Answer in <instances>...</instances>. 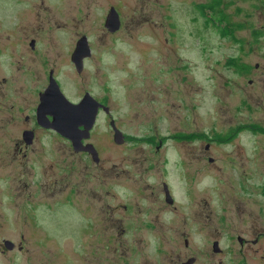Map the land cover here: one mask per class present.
Instances as JSON below:
<instances>
[{
  "label": "rangeland",
  "instance_id": "obj_1",
  "mask_svg": "<svg viewBox=\"0 0 264 264\" xmlns=\"http://www.w3.org/2000/svg\"><path fill=\"white\" fill-rule=\"evenodd\" d=\"M10 3L16 2L0 0V32L17 20ZM111 5L120 19L114 34L104 27ZM56 34L62 49L74 34H87L99 47L93 65L103 74L90 83L105 88L125 141L116 144L110 131L113 143L103 148L99 165H90L86 181L80 163L71 164L74 189L92 193H75L49 218L54 260L50 252L43 261L0 255V264H64L62 250L68 264H181L178 259L189 257L194 264H264V0H56ZM5 45L0 117H17L32 110L37 84L23 81L28 58L20 47ZM61 83L69 99L79 96L74 75L61 74ZM226 110L251 122V132L238 134L234 145L215 146L216 164L179 160L183 142L204 140L185 135L212 134L219 118L228 119ZM199 118L202 127L189 123ZM96 128L111 130L102 123ZM14 130L0 139L13 142ZM238 146L232 162L222 157ZM67 161L56 156V163ZM225 173L231 187L219 180ZM164 183L177 208L167 206ZM86 203L91 208L81 209ZM0 235H8L6 225ZM214 240L221 252L212 251Z\"/></svg>",
  "mask_w": 264,
  "mask_h": 264
},
{
  "label": "flooded vegetation",
  "instance_id": "obj_2",
  "mask_svg": "<svg viewBox=\"0 0 264 264\" xmlns=\"http://www.w3.org/2000/svg\"><path fill=\"white\" fill-rule=\"evenodd\" d=\"M11 1L16 3H10L8 10L16 15L17 20L10 29L0 32L3 33L0 35V44L5 43V47H9L14 42L20 47L23 58H28L22 68V75L24 77L26 75L28 78L23 77V81L35 82L37 88L33 93L34 103L30 112H24L17 117L13 115L0 117V134L10 133L15 128L13 142L0 139V230L5 225L8 228L7 236L0 235V255L23 254L34 261H43L45 253L50 252L52 260H54L56 257V229L55 224L51 223V226L49 223V218H55L56 206L61 202L70 201L75 193H86L88 196L92 193L91 190L77 192L74 189L72 186L74 170L71 164L73 161L80 163L81 172L86 181L90 165L92 163L99 165L102 160L103 148L110 142L113 143L114 134L112 140L110 131L113 129L110 123L113 121L115 124V120L103 85L95 84L93 86L94 83H90L92 79L96 81L103 74L101 68L93 65V60L101 59L102 52L97 51L99 47L93 44L87 34L79 36L74 34L69 38L68 46L62 49L61 43L59 44V36L56 34V0ZM111 7L113 6L111 5L109 9ZM109 9L105 12L104 18H106ZM111 33L114 34L116 31ZM83 36L86 37L84 42L87 43V45H82L84 56L79 52L80 40ZM56 54H61L60 59H63V62L56 59ZM62 64L65 66L69 64L70 68H62ZM78 68L81 70L79 71ZM98 70H100L99 73ZM61 74H72L78 78L79 96L77 98L69 99L64 94ZM2 80L5 81L6 77L3 76ZM55 84L73 103H79L85 95L91 96L99 103L88 137L82 138L81 145H79L92 144L96 151L95 155L92 153V149L91 151L84 148L75 150L72 141L56 129V116L60 113L56 109ZM41 97L43 98L42 108L37 113ZM224 114L228 119L219 118L217 124L220 128L212 134L198 129L194 130L192 134L185 135L186 139L204 140L198 144L194 141L183 142V146L179 148V160L184 164L195 161L202 167L216 164L215 146L221 145L223 148L224 145H234L233 140L238 134L243 131L251 132V122L242 117H236L227 110L224 111ZM99 123H102L104 127L110 125L111 130L96 128ZM189 123L196 128L203 126L202 118H199L197 122L191 120ZM213 123L216 124L214 120ZM83 130L84 126L78 125L79 133H82ZM58 139L63 140L64 148L57 145L56 140ZM208 139L211 140L208 141ZM240 150L239 146L231 151L227 150L222 154V157L232 162L230 157H236ZM61 154L68 159L64 165L56 163V156ZM94 157L98 159V162L94 161ZM221 172L225 171L221 169ZM219 180L226 187H231L228 184L231 182L229 174L225 173ZM241 180L243 181V179ZM26 184L29 188L25 189L24 185ZM185 184L190 185L187 179ZM171 200L172 203H168L167 206L177 208L173 195ZM87 206L91 208L92 205L86 203L81 209L85 210ZM122 208L125 209V205H122ZM119 217L121 218L118 219L119 221H124L125 212L123 210ZM6 240L7 243H5ZM99 240L101 243V236ZM185 241L187 240H184V243ZM58 257H63L64 264L69 263L67 251L62 250ZM177 262L182 264L184 261L178 259ZM195 262L196 258L192 264Z\"/></svg>",
  "mask_w": 264,
  "mask_h": 264
},
{
  "label": "water",
  "instance_id": "obj_3",
  "mask_svg": "<svg viewBox=\"0 0 264 264\" xmlns=\"http://www.w3.org/2000/svg\"><path fill=\"white\" fill-rule=\"evenodd\" d=\"M104 27L109 32H115L120 28L119 14L114 7H111L108 11L106 18L104 20ZM84 41H86L85 36H83L80 40L81 45L79 52L82 54V56L85 55V53L82 52V45H87V43ZM78 70L80 71L81 68H78ZM54 88L56 95V109L59 110L60 113L56 116L57 119L56 129L63 136L67 137L72 141L75 150L84 148L91 151L92 149V153L95 155L96 151L94 150L92 144H87V146H79V145H81L82 138L88 137L89 130L92 128L95 121L97 105H99V103L89 95L88 96L85 95L79 103H73L72 101L66 98V96L62 93V91L58 87V85L55 84ZM44 95L42 96L43 98ZM42 97L40 104L38 105L37 108V113H39L42 108V101H43ZM78 125L84 126V130L82 133H79ZM110 125L114 131V142L116 144L123 143L124 142L123 133L118 128H116L113 121H111ZM94 161L98 162V159L94 157ZM163 191L165 195V201L169 204L172 203L171 195L169 193L166 183L163 184ZM238 240L242 242L241 237H239ZM7 242L8 241L6 240L5 243ZM186 244L187 241H185V245ZM212 249L213 252L221 251L217 240L212 242ZM194 261H195L194 257H189L182 264H192Z\"/></svg>",
  "mask_w": 264,
  "mask_h": 264
},
{
  "label": "trees",
  "instance_id": "obj_4",
  "mask_svg": "<svg viewBox=\"0 0 264 264\" xmlns=\"http://www.w3.org/2000/svg\"><path fill=\"white\" fill-rule=\"evenodd\" d=\"M205 8V7H204Z\"/></svg>",
  "mask_w": 264,
  "mask_h": 264
}]
</instances>
